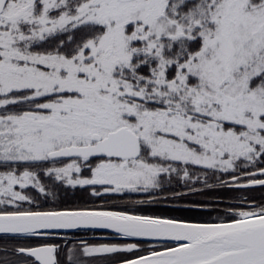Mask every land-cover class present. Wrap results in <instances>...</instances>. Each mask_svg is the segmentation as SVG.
<instances>
[{"label": "snow or ice", "instance_id": "obj_1", "mask_svg": "<svg viewBox=\"0 0 264 264\" xmlns=\"http://www.w3.org/2000/svg\"><path fill=\"white\" fill-rule=\"evenodd\" d=\"M0 264H264V0H0Z\"/></svg>", "mask_w": 264, "mask_h": 264}]
</instances>
